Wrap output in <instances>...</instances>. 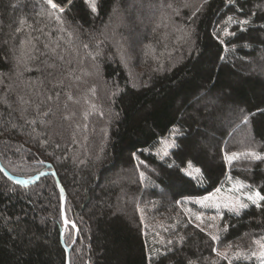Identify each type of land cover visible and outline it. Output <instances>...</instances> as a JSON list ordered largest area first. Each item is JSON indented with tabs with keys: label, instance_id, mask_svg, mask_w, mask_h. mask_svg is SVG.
<instances>
[{
	"label": "trees",
	"instance_id": "trees-1",
	"mask_svg": "<svg viewBox=\"0 0 264 264\" xmlns=\"http://www.w3.org/2000/svg\"><path fill=\"white\" fill-rule=\"evenodd\" d=\"M54 2L0 0V160L57 171L70 263L261 264L237 253L258 250L264 201L196 222L186 199L231 179L264 195V0ZM61 198L54 175L0 169V264H67Z\"/></svg>",
	"mask_w": 264,
	"mask_h": 264
},
{
	"label": "rangeland",
	"instance_id": "rangeland-1",
	"mask_svg": "<svg viewBox=\"0 0 264 264\" xmlns=\"http://www.w3.org/2000/svg\"><path fill=\"white\" fill-rule=\"evenodd\" d=\"M173 142L174 140L171 137H165L155 148H150L149 151L158 156H166L174 146ZM197 169H199V172L196 171ZM184 172L192 178H198L202 173L201 168L193 164H191V167H189V165L185 167ZM241 184H243L244 187H241ZM255 191H258L257 188L248 186L242 180L231 179L228 185L219 188V190L200 197H189L186 199V202L188 205L193 204V206L195 205L201 208V211L191 216V218L195 219L197 222L196 216H201L203 218L206 213L210 211H218L219 213L224 210L233 211L232 207L239 203H246L248 206L252 205L253 203L248 199V195L253 194ZM186 210L189 211L187 207ZM241 210L243 209L239 211Z\"/></svg>",
	"mask_w": 264,
	"mask_h": 264
},
{
	"label": "snow or ice",
	"instance_id": "snow-or-ice-1",
	"mask_svg": "<svg viewBox=\"0 0 264 264\" xmlns=\"http://www.w3.org/2000/svg\"><path fill=\"white\" fill-rule=\"evenodd\" d=\"M68 2L71 3V0H68ZM89 3H90V6H91L92 10L96 11L95 0H89ZM47 4L50 5L52 9L58 10L61 13H63L65 11V9L63 7H61L60 4L54 2V0H47ZM49 15H53V14L49 13ZM55 19L60 21L61 23H64V21L61 19L60 16H55ZM229 19L231 20V17ZM244 23H247V21H244ZM69 35H71V33ZM29 46H31V47H29ZM45 47H49V46L45 45ZM84 47H88V45H84ZM20 48H21L20 55L14 57L17 60V67H19V64L23 62L24 58H28V59L32 58L31 57V52L34 50L35 45L33 44V42L31 40H28V41H24L21 44ZM51 51L53 53H55L56 49L52 48ZM60 59H63V57H60ZM93 59H95V57H93ZM49 67L55 68L56 65L52 64V65H49ZM25 70L30 71L31 69L26 67ZM60 82L61 81H57V83H60ZM49 99H51V97H49ZM45 114H47V113H45ZM235 155L236 154H234L231 157H227V159H229L231 161L232 159L235 158ZM250 155L253 156L255 159H264V157H261V156L257 155L256 153H251ZM189 167H191L190 163H189ZM196 171L199 172V169H197ZM141 175H143V174H141ZM17 183H23V181H17ZM241 187H244V185L241 184ZM248 199L254 205H256V207L259 208V207H261V204L259 202L260 201H264V195H262L259 191H255L253 194H249L248 195ZM246 208H248V204L239 203L238 205H234L232 207V210L235 211L236 214L238 215L240 209H246ZM196 219L197 220H202V217L201 216H196ZM212 219H215V217H213ZM65 223L66 224L68 223L67 219H65ZM197 226L199 227V225H197ZM73 227H75L74 223H73ZM211 239L215 241V240H219V237L216 236V235H212ZM253 243L255 245H257V249L258 250L252 251L250 253V255H245V254H241V253H237V255H243L244 258H246V259L247 258H251V257H255V258H257V259H259L261 261V264H264V238L255 240ZM217 255L218 256L222 255L224 259H228V254L226 252L225 253H220L219 251H217Z\"/></svg>",
	"mask_w": 264,
	"mask_h": 264
},
{
	"label": "water",
	"instance_id": "water-1",
	"mask_svg": "<svg viewBox=\"0 0 264 264\" xmlns=\"http://www.w3.org/2000/svg\"><path fill=\"white\" fill-rule=\"evenodd\" d=\"M49 167V169L47 171H44L42 173H39L38 175H36V177H34L33 179H25V178H20V177H16V176H13L11 173H9L5 168L4 166L2 165L1 163V160H0V169L3 171V173L12 180V182L14 183H17V181H23V183H17V184H21V185H29V184H33L35 183L36 181H38L42 176L44 175H47V174H51V175H54L57 179V183H58V186L60 188V191H61V195H62V198L63 199V215H64V223H65V219H66V203H67V193H66V190L65 188L62 186V183L58 177V173H56L57 171L55 169L52 168V165L51 163L47 165ZM64 225V228H63V231H62V243L64 245V247L66 248L67 250V264H71V247H68L66 246V242H65V233H66V230H67V226L68 224H63Z\"/></svg>",
	"mask_w": 264,
	"mask_h": 264
}]
</instances>
